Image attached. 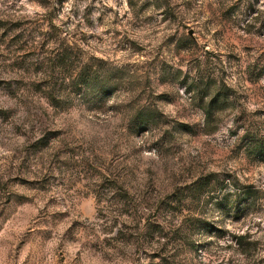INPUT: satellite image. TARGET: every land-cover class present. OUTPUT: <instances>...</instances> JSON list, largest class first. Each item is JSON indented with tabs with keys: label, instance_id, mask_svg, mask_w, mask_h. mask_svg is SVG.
<instances>
[{
	"label": "rangeland",
	"instance_id": "rangeland-1",
	"mask_svg": "<svg viewBox=\"0 0 264 264\" xmlns=\"http://www.w3.org/2000/svg\"><path fill=\"white\" fill-rule=\"evenodd\" d=\"M256 140L264 0H0V264H264Z\"/></svg>",
	"mask_w": 264,
	"mask_h": 264
},
{
	"label": "trees",
	"instance_id": "trees-1",
	"mask_svg": "<svg viewBox=\"0 0 264 264\" xmlns=\"http://www.w3.org/2000/svg\"><path fill=\"white\" fill-rule=\"evenodd\" d=\"M91 82H92V76L90 75V73L87 70H84V69H82V70L80 69V71H78L77 75L75 76V80L72 81L73 85L75 86V88L78 92H81L83 90L87 91L89 89ZM103 87L104 86H102V88ZM104 90H106V89L104 88V89L98 90L95 93V95L98 98H101V96L104 95V93H103ZM215 101H216V99H211L207 103V108L205 111L208 114L206 117L208 122H213V120H214L213 117L211 116V113L209 112V110L211 109V107H213V104ZM250 149H252L256 153H260V152L264 151V143L258 142V140H256L254 142V144L250 145ZM195 187H196V190L198 192L199 199H201V198L209 199L210 198V195H209L210 191L212 192L214 187L218 188V190L221 191V189L223 188V183H220L218 178H216L215 174L210 173V174H207L206 176H204L202 178H199L196 181ZM242 237H243V235L236 236L235 237L236 243H238V240L241 239Z\"/></svg>",
	"mask_w": 264,
	"mask_h": 264
}]
</instances>
